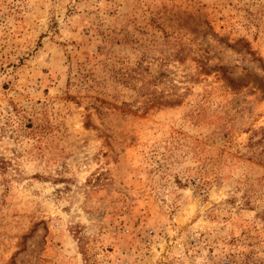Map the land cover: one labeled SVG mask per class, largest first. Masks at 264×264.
<instances>
[{
  "label": "rangeland",
  "instance_id": "obj_1",
  "mask_svg": "<svg viewBox=\"0 0 264 264\" xmlns=\"http://www.w3.org/2000/svg\"><path fill=\"white\" fill-rule=\"evenodd\" d=\"M0 264H264V0H0Z\"/></svg>",
  "mask_w": 264,
  "mask_h": 264
}]
</instances>
